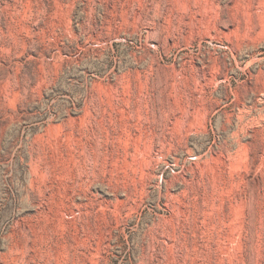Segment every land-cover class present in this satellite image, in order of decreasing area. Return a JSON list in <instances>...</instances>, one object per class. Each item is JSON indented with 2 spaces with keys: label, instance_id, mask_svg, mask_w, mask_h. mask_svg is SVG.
<instances>
[{
  "label": "rangeland",
  "instance_id": "374dc122",
  "mask_svg": "<svg viewBox=\"0 0 264 264\" xmlns=\"http://www.w3.org/2000/svg\"><path fill=\"white\" fill-rule=\"evenodd\" d=\"M263 25L0 0V264H264Z\"/></svg>",
  "mask_w": 264,
  "mask_h": 264
},
{
  "label": "bare ground",
  "instance_id": "6f19581e",
  "mask_svg": "<svg viewBox=\"0 0 264 264\" xmlns=\"http://www.w3.org/2000/svg\"><path fill=\"white\" fill-rule=\"evenodd\" d=\"M264 26V25H263ZM262 28H264V27H262ZM260 30V29H259ZM258 30V31H259ZM262 30H264V29H262ZM262 30H261V32H262ZM255 31H257V30H255ZM261 32H256V33H260L261 34ZM255 33V32H254ZM248 35V34H247ZM259 34H256L255 36H258ZM263 35V33L261 34V36ZM250 36V35H249ZM253 36V35H252ZM255 36H253V37H255ZM260 37V36H259ZM259 37H256V38H259ZM263 37V36H262ZM251 39V38H250Z\"/></svg>",
  "mask_w": 264,
  "mask_h": 264
}]
</instances>
